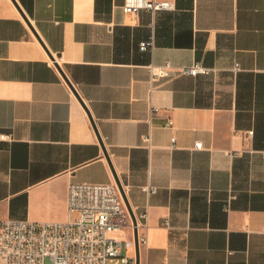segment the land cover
Here are the masks:
<instances>
[{
  "label": "crops",
  "instance_id": "0c3cea01",
  "mask_svg": "<svg viewBox=\"0 0 264 264\" xmlns=\"http://www.w3.org/2000/svg\"><path fill=\"white\" fill-rule=\"evenodd\" d=\"M170 1L0 0V219L63 221L114 170L140 264H264V0ZM167 61L214 70L151 84ZM115 235L135 258L132 221Z\"/></svg>",
  "mask_w": 264,
  "mask_h": 264
},
{
  "label": "built area",
  "instance_id": "2783aa9c",
  "mask_svg": "<svg viewBox=\"0 0 264 264\" xmlns=\"http://www.w3.org/2000/svg\"><path fill=\"white\" fill-rule=\"evenodd\" d=\"M170 0H125V14L136 16L141 8L152 12L171 9ZM153 37L140 42V49L152 50ZM151 84L161 78L182 74H207L212 67L194 61L176 66L170 62L148 64ZM238 69V64H235ZM153 90L151 85L150 93ZM150 102V114L156 110ZM169 118L165 126H172ZM0 139H13L12 134L0 132ZM150 145L151 135L143 137ZM175 137H171L172 144ZM201 142H196L197 148ZM228 154L230 152L227 151ZM155 188H152L153 192ZM67 219L63 221H32L28 219H0V264H135L122 249L115 235L130 223V215L116 182H75L68 186ZM165 224H169L165 220ZM147 243L146 237H138Z\"/></svg>",
  "mask_w": 264,
  "mask_h": 264
},
{
  "label": "water",
  "instance_id": "95a60500",
  "mask_svg": "<svg viewBox=\"0 0 264 264\" xmlns=\"http://www.w3.org/2000/svg\"><path fill=\"white\" fill-rule=\"evenodd\" d=\"M51 58H52V60L54 61V63H55V65L57 66V68L60 70L61 74L63 75V77H64V79L66 80V82L68 83V85L71 87V89L73 90V92L76 94V96L78 97V99H79V100L81 101V103L83 104V102H82V100H81V98H80L78 92L76 91V88L74 87L73 83H72L71 80L68 78V76L66 75V73L64 72V70L62 69V67H61L60 64L58 63V61L56 60V58H55L54 56H51ZM83 106L86 108V106H85L84 104H83ZM86 110H87V108H86ZM87 111H88V110H87ZM88 114H89V112H88ZM89 117H90V120H91V122H92V125L94 126V128H95V130H96V127H95L94 121L92 120L90 114H89ZM96 131H97V130H96ZM97 135H98V133H97ZM98 138H99V140L101 141L99 135H98ZM104 152H105V154H106V156H107V153H106L105 150H104ZM107 158H108V156H107ZM108 160H109V159H108ZM109 164H110V166H111V168H112V165H111V162H110V161H109ZM112 170H113V169H112ZM113 174H114L115 182H116V184L118 185V187H119V189H120V192H121V194H122V197H123L124 202H125V204H126V207H127V209H128V212H129V215H130V219H131L132 224H133V226H134V248H135V256H134L135 258H134V260H135V264H140L139 240H138V233H137V220H136V217H135V215L133 214V212H132V210H131V208H130V206H129V203H128L127 199H126V196H125V194H124V192H123V189H122V187H121V184H120V182H119V179H118V177L116 176L114 170H113Z\"/></svg>",
  "mask_w": 264,
  "mask_h": 264
},
{
  "label": "rangeland",
  "instance_id": "374dc122",
  "mask_svg": "<svg viewBox=\"0 0 264 264\" xmlns=\"http://www.w3.org/2000/svg\"><path fill=\"white\" fill-rule=\"evenodd\" d=\"M122 249H123L124 252H126L125 251V244H122ZM45 264H52L51 259L47 258L46 261H45Z\"/></svg>",
  "mask_w": 264,
  "mask_h": 264
}]
</instances>
